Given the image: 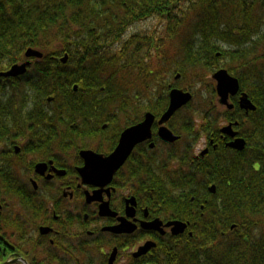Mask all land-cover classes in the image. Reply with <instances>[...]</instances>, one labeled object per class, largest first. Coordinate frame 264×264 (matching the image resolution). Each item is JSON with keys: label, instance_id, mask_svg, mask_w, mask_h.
Listing matches in <instances>:
<instances>
[{"label": "trees", "instance_id": "16d2710c", "mask_svg": "<svg viewBox=\"0 0 264 264\" xmlns=\"http://www.w3.org/2000/svg\"><path fill=\"white\" fill-rule=\"evenodd\" d=\"M154 17L160 26L156 29L178 41L189 70L227 68L256 105L249 115L238 105L235 112L247 140L244 150L225 148L220 156L190 162L193 174L181 170L187 158L160 160L161 167L179 160L181 172L175 173L180 183L216 184L220 196L199 211L203 217L196 215L198 240L173 250L167 263L186 258L181 264H264V0H0V63L27 60L28 48L42 51L41 58H31L36 61L26 84L41 98H55L53 120H68L70 137L83 138L94 130L78 129L75 123L110 121L113 116L106 118L105 112L115 105V112L130 113L133 120L145 110L160 113L167 108L170 87L157 96L148 94L153 51L160 53L159 60L165 55L157 46V30L129 31ZM223 59L229 65L208 61ZM11 80L8 94L14 101L20 81ZM144 86L148 89L142 93ZM214 112L203 119L206 132L217 124ZM154 161L143 165L144 174L153 176ZM181 212L184 216L183 207ZM186 216H191L189 210Z\"/></svg>", "mask_w": 264, "mask_h": 264}, {"label": "flooded vegetation", "instance_id": "af4514ba", "mask_svg": "<svg viewBox=\"0 0 264 264\" xmlns=\"http://www.w3.org/2000/svg\"><path fill=\"white\" fill-rule=\"evenodd\" d=\"M30 61L25 73L0 76L9 78L7 83L10 85L11 79L18 81L25 76L36 60ZM169 87L170 95L173 87ZM213 89L211 102L218 98L220 117L213 131L206 132L201 125L196 129L201 133L199 138L203 136L205 146L194 152L193 164L213 157L217 152L222 153L225 148L237 150L229 142L238 137L246 140L240 121L234 118L237 105L245 115L254 111H246L240 106L242 89L229 96L232 107L220 102L216 81ZM9 90L4 92L0 104V263L9 260L8 264H168L173 250L187 249L193 239L198 240L194 237L196 215L203 217V212L199 211H203L208 202L219 201L217 185L214 184V191L210 189L213 184H209L204 187L205 191L197 193V185L184 184L176 190L178 200H172L164 186L152 179L153 176L147 182L143 181L142 176L147 174L141 169L144 164L149 165V159L176 157L179 146L192 151L186 136L193 135L197 139V133H193L194 122L177 123V118L193 99L163 124L159 119L168 106L160 113L145 110L138 120L131 117V123L113 126L107 147L104 144L85 146L70 152L68 138L53 135V128L59 126V121L52 119L53 109L48 111L45 106L24 98L9 105L7 102L12 99H5ZM192 94L194 98V92ZM148 112L155 115L151 138L133 147L110 183L85 182L80 168L86 160L81 151L89 149L109 155L119 146L122 133L142 121ZM118 117L114 114L112 122ZM108 125L105 122L102 128ZM228 125H232L236 135L222 130ZM161 126L167 127L178 138L174 141L164 139ZM56 141L62 142L59 148L53 146ZM91 196L95 199L91 200ZM182 207L184 216L181 215ZM188 210L191 216H186ZM168 212L171 213L166 215ZM175 221L187 224L183 232H173ZM183 260L180 258L178 264L187 262L186 258Z\"/></svg>", "mask_w": 264, "mask_h": 264}, {"label": "rangeland", "instance_id": "374dc122", "mask_svg": "<svg viewBox=\"0 0 264 264\" xmlns=\"http://www.w3.org/2000/svg\"><path fill=\"white\" fill-rule=\"evenodd\" d=\"M159 27L160 26L158 25V19L154 17L132 26L129 31L131 33H135V32L147 33L150 30H153L154 32L157 30L156 35L157 38L160 40V44H158L157 46L159 47V49H161L162 52L165 53L163 60H159L156 57L160 53L157 52V49L153 51L154 59L152 60V66L154 67L155 71L149 77L150 84L152 85L151 90L148 93L150 96L152 97L153 95L157 96L160 92L161 93L164 92V90H166V88L169 87L170 85L172 87H178L183 89H187L188 87L187 90H191L195 94L193 100L189 103L190 105H188L189 107H186L181 112L180 117L177 118V123L179 121L180 122L188 121V123L189 121H191L190 124L194 122L195 131H193V133H197V139L193 135L188 134L189 136H186V138L190 140L192 151L189 149L188 152L186 149L188 147L186 146H182V147L179 146L180 147L179 150L182 151L184 150V152L187 154V157L176 155L180 159L182 157L189 159L188 165L182 167L181 170L183 172H190L193 174L194 171L190 170L191 167L189 165L190 162H192L194 152H196L198 148H203L205 146L203 141L204 139L203 136H201L202 138L200 137L201 138L200 139L199 135L201 133L199 131H196V129H198L199 125H201L203 122H206L203 119L205 118L206 115H208V113H211L214 110L215 111L214 114L217 118V121L221 113V107L217 109L219 107L218 98H215L214 102H211V100L213 99L211 95V91L215 87V81H213L212 79V74L214 72L213 73L208 72L209 69L207 68H205L206 70L199 69L198 71L189 70L190 66L189 67L187 66V62H185L183 58L182 50L179 47L178 41L176 39L172 40L171 38H167L166 35L162 33V30L159 31V29H156ZM163 37L165 38L163 39ZM221 45L223 46V44ZM208 61H210L211 63L212 62L218 63V65L220 66L224 64L229 65L228 63H230L228 62L227 59H223L219 61H215V60H208ZM9 66L10 65L7 63H0V70L7 69L9 68ZM178 73H180L181 75L176 77ZM32 76H33L32 73H30L29 75L27 74L26 76L17 79L20 81V83H19V88L15 93V96L12 97L14 98L15 101L14 104H16L17 101L20 100L21 98L27 99L28 101L31 99L33 100V102H36V104L38 103L39 100H41L42 104L40 105L45 106V108L48 111H50V109H53V113H54V110L58 109L57 105L53 103L55 98H52L53 99L52 101H49L50 99L49 96H45L41 98L36 90H33L30 86H27L26 81L32 78ZM147 89L148 88L144 86V88L142 87L141 92L143 93ZM8 93L6 94L5 99L10 98ZM3 95L1 101L3 100ZM145 100L148 101V99ZM209 104H212L215 109L210 107L212 105ZM116 108L117 105H115V108H110L105 112L106 118L107 116L112 117L114 116V114H118L119 117L116 121L112 122V118L110 119V121H107L109 125L104 129L102 128L104 123H100L99 121L96 123L97 125L95 123L90 122L87 126L81 125L82 120L75 123V127L78 129L92 130V131L94 130L95 132L91 136L86 135L84 138L82 137L76 139L71 138L68 129L69 121L66 120L64 122H61L58 119L57 120L59 121V126L53 128L54 131L53 135L54 137H67L68 142H70L69 144L70 152H74L78 148L80 147L82 148L85 146L98 147L100 144L102 145L104 144L107 147L109 143V136L111 135L113 126H124L125 123L129 121L132 117V114L130 113L115 112L117 110ZM50 114L52 113L50 112ZM98 123H100V125H98ZM102 129L104 130V132L102 131ZM60 145H62V142L59 143V141H56V144H54L53 146L59 148ZM152 165H154L155 168L154 169L155 171L153 172L154 173L153 178L152 176L143 175L142 176V178H144L143 181L147 182L151 178L158 181L160 185L164 186V190L166 191V193H168V196L172 197L171 199L174 200L177 194L176 190L179 191L178 187L185 186L184 184L180 183V179L178 178V175H176L175 173L176 170L179 168V160H176L175 163L173 162L172 166L169 165V166L161 167L160 159L158 158V160H155ZM177 172H181V171L177 170ZM194 183H196L195 185H197V183L200 184L201 182H199V180H195ZM182 188L190 189L188 187H182ZM203 191H205L204 186L197 185L196 192L202 193ZM170 213L171 212H168L166 215Z\"/></svg>", "mask_w": 264, "mask_h": 264}, {"label": "water", "instance_id": "95a60500", "mask_svg": "<svg viewBox=\"0 0 264 264\" xmlns=\"http://www.w3.org/2000/svg\"><path fill=\"white\" fill-rule=\"evenodd\" d=\"M25 56L28 58L23 63H15L7 71H3L0 74L4 76H17L23 74L27 70V65L31 62V58H41L43 52L35 49L28 48L25 52ZM68 54L66 53L61 57L62 62H67ZM180 76L178 73L176 77ZM213 79L216 81V90L220 97V102L232 107V104L228 102L230 95H236L241 89L240 80L237 76L231 74L227 68H219L213 73ZM78 86L75 85L74 89ZM170 102L166 111L159 119V123L163 124L170 119L177 109L190 102L193 98V94L190 91H186L183 88L173 87L170 91ZM240 106L246 111L255 110L256 105L250 99L247 92L243 91L240 97ZM155 120V115L151 112L146 113L144 119L139 123L127 128L121 136L119 146L117 149L109 155H102L96 153L93 150L85 149L81 151V155L85 158L86 163L80 168L83 179L87 183L105 185L111 182L113 175L124 163L133 147L146 139H150L152 136L151 127ZM224 132L236 135V132L232 130V125H228L222 129ZM160 133L164 139L174 141L178 137L173 135L172 132L165 126H161ZM153 146V144H151ZM229 145L237 150H243L246 147V140L243 137H238L235 140L229 142ZM210 189L215 190L213 184ZM91 200L95 199V196L90 197ZM105 209V205L103 206ZM103 213H106L103 210ZM173 232H183L187 224L181 221H175ZM170 225V224H169ZM111 229V228H110ZM10 261L6 260L0 264H8Z\"/></svg>", "mask_w": 264, "mask_h": 264}, {"label": "bare ground", "instance_id": "6f19581e", "mask_svg": "<svg viewBox=\"0 0 264 264\" xmlns=\"http://www.w3.org/2000/svg\"><path fill=\"white\" fill-rule=\"evenodd\" d=\"M7 71V70H6ZM3 72V71H2ZM1 77V76H0ZM7 77H11V76H7ZM7 77H1L0 78V88L3 90V88H5V91L8 89V83H7V81L5 80V79H2V78H7ZM7 79H9V78H7ZM10 80V79H9ZM11 82H12V80H11ZM75 90H77V89H75ZM3 91H1V93H0V96L2 97V95H3ZM0 100H1V98H0ZM50 100L52 101L53 99H52V97H50ZM9 105L10 104H12L13 103V100H9L8 102H7ZM104 119H106V118H104ZM128 122H130L131 123V119L128 121ZM0 131H2V130H0ZM174 152V151H173ZM175 153V152H174ZM175 154H177L178 156L180 155V156H186L187 157V154L184 152V150L182 151V150H177V153H175ZM222 153L221 152H217V153H215V155H217V156H220ZM225 190H226V186L224 185V186H222ZM224 197V196H223ZM232 226H235V224L234 225H232Z\"/></svg>", "mask_w": 264, "mask_h": 264}]
</instances>
